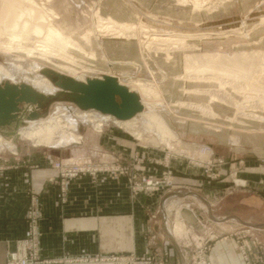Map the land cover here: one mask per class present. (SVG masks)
<instances>
[{
	"label": "rangeland",
	"instance_id": "374dc122",
	"mask_svg": "<svg viewBox=\"0 0 264 264\" xmlns=\"http://www.w3.org/2000/svg\"><path fill=\"white\" fill-rule=\"evenodd\" d=\"M13 2L16 0H0V14L4 12L7 5ZM37 2L44 7H49L51 15L57 16V19L55 18L57 24L86 50L84 53L77 49H70V52L81 62L80 64L88 68V72L85 73L86 80L90 77H104L108 73L117 79L126 80L125 82L135 78L143 82H153L155 86L159 83V87H153L151 94H154V97L151 96L148 99L143 106L144 111L134 116L138 128L136 126L134 129L120 127L121 125L114 118L103 120L101 128L94 127L92 122L90 124L78 119L80 139L69 138L54 147L36 146L32 143L33 141L23 136L22 129L30 120H28L29 114L37 111L43 114L40 117L47 118L53 115L59 106L72 105L83 108L76 102L66 99L64 96L68 93L63 88H61L60 95L49 97L51 101L44 107L24 103L21 105L16 121L0 126L2 141H0V157L25 158L37 153L49 157L50 164L56 172L62 199H65L69 183L84 176L90 177L95 185L111 180H125L131 198L137 199L142 194L151 197L158 192L163 197L168 193L167 198H170L171 208L174 209L172 219L169 220V229L175 241L183 237L177 234L181 228L185 229L183 221L179 218L180 208L175 203L176 200L181 199L178 197L181 195L179 193L181 190H192L201 194L206 189L213 190L211 197L209 195V201L211 206L215 207L225 202L227 197L235 192L244 189L231 179L230 164L237 161L242 162L246 158L244 157L246 154L241 157L236 153L239 151L237 149L242 146L240 134L248 135V137L257 133L264 135V99L263 102L258 97L245 99V95H252V93L264 95V89H254L259 86L264 87V59L259 55L264 51V0H37ZM13 11L16 10L13 9ZM125 23L129 24V32H124L127 29L121 27ZM150 28L152 30H149ZM6 30L7 27L0 26V34L4 37H8L4 34ZM145 35L154 39H150L149 49L142 47V41H146L143 38ZM85 36L90 39L87 38V40ZM4 37L2 40H6ZM158 37L170 39L156 41ZM2 50L0 49V63L8 65L9 56ZM54 52L59 54L58 51ZM58 54H55V57L59 58L57 60L66 62L60 59L62 55L58 56ZM187 55L193 56L188 62L185 61ZM209 60L226 63L227 68L233 73L240 65L245 66L251 80L240 77L234 82L232 72L233 75L229 78H218L208 73H204L200 79L195 75H188L187 70L196 64L200 68H208L206 64L211 63ZM41 62L46 63L49 69L55 71L56 68L52 63ZM154 80L157 81L154 82ZM15 81L16 84L23 83L20 77H17ZM219 81L224 82L223 88L219 87ZM209 93H213L217 100L211 104L213 109L204 107L210 103ZM231 98L232 101L237 100L242 103V108L236 109L234 105L229 106L226 100ZM149 110H154L161 115L176 132L178 139L170 141L159 130L157 123L146 120ZM115 129L125 134V138L128 136L134 140L135 149L129 154L125 153L127 146H121L124 148L122 152L98 147L99 137ZM203 147H208L210 151L204 153ZM64 149L72 151V155L63 157L60 153ZM235 153L239 157L231 158L237 156ZM247 153L253 157L251 152ZM179 158L192 163L195 169L199 170V176L203 178L204 183L200 181L194 182L196 183L194 185L189 184L185 176L173 167V159ZM84 160H90L97 167L119 165L124 170L113 172L97 170L94 174L89 172L69 178L62 176L55 168L56 162L74 161L78 163ZM258 161L264 167V155L259 156ZM227 163L228 174L227 168H223L225 164L227 166ZM0 166L4 165L0 164ZM169 171L172 178L168 183L164 179ZM150 179L158 182L155 188L147 186L146 183ZM255 190L249 189L254 193L257 192ZM182 192L187 194L186 191ZM196 198L199 200V196ZM150 210L145 227L147 248L142 254L122 251L65 255L59 259H44L40 255L39 223L42 213L38 196L36 193L31 194L26 211L27 235L18 241L15 251L9 252L2 264L12 263L10 262L11 253L21 251L24 242H29L26 264H68L66 262H75L81 258H87L88 263L86 264H113L110 260L114 256L135 259L134 262L123 264H171L172 249L160 242L155 226V222L162 216L163 209L161 205H158L153 209L150 207ZM199 222L201 228L207 226L205 219L201 218ZM174 226L177 238L174 235ZM255 226L244 225L229 234L235 239L238 251L246 264H250V256L255 247H259L264 262V244ZM176 243L179 246L182 245ZM210 248L211 244L207 240L193 249L187 264H201L204 261L210 264L207 257Z\"/></svg>",
	"mask_w": 264,
	"mask_h": 264
},
{
	"label": "crops",
	"instance_id": "0c3cea01",
	"mask_svg": "<svg viewBox=\"0 0 264 264\" xmlns=\"http://www.w3.org/2000/svg\"><path fill=\"white\" fill-rule=\"evenodd\" d=\"M125 137L116 129L110 130L99 137L98 147L122 152L124 148L121 146H127L126 152H123L129 154L135 149V144L134 140ZM240 137L242 146L236 153L241 157L246 154V158L230 164V177L244 189L215 207L209 201L213 190L206 189L202 194L181 190L178 196L181 199L175 203L181 211L179 218L190 231L187 237L186 233L181 238L176 237L177 241L169 229L174 209L171 208L170 198H167L168 193L163 197L158 192L151 197L142 194L137 199L131 198L125 180L95 185L90 177L84 176L69 183L65 199H62L49 157L39 153L25 158L0 157V164L4 165L0 169V264L9 252L15 251L18 241L27 235L26 211L34 193L38 196L42 213L39 223L40 255L44 259L122 251L142 254L147 248L145 227L150 207L153 209L161 205L162 216L155 226L160 242L172 249L171 264H187L191 251L207 240L211 244L207 254L210 264H246L235 239L229 234L244 225H256L264 244V167L258 161V157L264 155V135L257 133L248 137L240 134ZM231 150L234 151L233 148ZM247 152H251L254 158ZM60 154L68 157L72 151L64 149ZM172 164L189 184L204 183L199 170L186 159H173ZM223 168H227L228 174V163ZM249 189H256L257 192ZM201 218L207 221L205 228L199 225ZM250 264H264L259 247L251 253Z\"/></svg>",
	"mask_w": 264,
	"mask_h": 264
},
{
	"label": "bare ground",
	"instance_id": "6f19581e",
	"mask_svg": "<svg viewBox=\"0 0 264 264\" xmlns=\"http://www.w3.org/2000/svg\"><path fill=\"white\" fill-rule=\"evenodd\" d=\"M48 8L41 5V3H38L37 0H16V2H13L7 5L4 12L0 14L1 15L0 16V22H1L0 26H3V28L7 27V30L4 34L8 35V37L7 36L4 37L2 36L3 34H0V49H3L2 51H5L7 55L9 56V62L7 63L8 65H5V63L4 64L0 63V84L1 83L4 84L5 83L4 81H7V82L11 81L16 84V81H15L16 78L20 77L23 83L32 86L33 88H35L37 91H39L41 94L45 96L46 104L49 101H51V99H48L49 97H56L60 95V92L62 89L61 87L57 85L56 87L51 82V80L46 76L45 71L49 70V68L46 63H42L41 61H48L49 63H52L57 69V71L55 69L57 73L66 75L68 77L70 76L73 79L80 81V82L82 81L87 82L88 80V79L87 80L85 79V73L88 72V68L86 69L84 66H82L80 64L81 62H79L78 59L70 52L71 51L70 49H77L84 53H86V50L83 48V46L79 42H76L71 35H68L67 33H65V31L61 28V26H59L56 22L57 16H54L53 14L52 16ZM13 9H15L16 11H13ZM112 22H113V19H112ZM114 23H112V25H114ZM121 27L123 28L125 27L127 30H125L124 32H126L128 31L129 24L125 23ZM151 28L149 30H152ZM153 31H155V29ZM1 36L6 38V40L5 39L2 40ZM84 38H86V36ZM143 38L146 39V41H142V45H143L142 47H144V49H149L150 43H151L150 39L152 37L150 38V36L145 35L143 36ZM159 39H160L159 37L158 39L156 38V41ZM169 39L170 38L167 37V38H161L160 40L162 41V40H169ZM54 51H58L59 54L62 55V58L60 59H64L63 61H66V62L57 60L59 58L58 57L56 58L55 54H58V53H55ZM53 54L54 56H52ZM259 55L262 56L264 59V51L260 52ZM192 57L193 56L190 57L189 55H187L185 57V61L187 62L190 61ZM205 57L206 55L204 54V58ZM30 58L38 59L40 61H36V60L33 61ZM193 62H195V60ZM196 65L191 66V68L187 70V73L188 75H195L198 79L202 78L204 73L214 74L218 78H229L230 75L232 76L234 74L233 75L234 82L238 81V78L240 77H245V80H249L251 78L249 73H247L248 70L246 69V67L241 66V65L235 70V73H233L230 69L227 68L226 63L222 61L219 62L218 60H212L211 63L206 64L208 66V68L205 67L206 69L200 68L199 65L198 66ZM231 72L233 74H231ZM90 73L91 72H89V74ZM107 75L113 76L108 73ZM195 76H194V79H195ZM95 78L103 79L104 77H90V79H95ZM118 80L122 85L127 86L131 91L138 93L143 106H145L148 99L154 95V94H151L153 93V87L155 86L153 82L152 83L143 82L142 80L140 81L135 78H132L128 82H125L126 80L123 81L120 78H118ZM156 81L157 80H154V82ZM223 83H224L223 81H219V87L222 86L223 88L224 87ZM158 84L159 83H157L156 86H158ZM156 86L154 88H156ZM257 88H260L258 90L264 89V87H260V86L255 87L254 89L256 90ZM160 92L162 93V90H160ZM66 93H70V91L66 90ZM209 94L211 96L210 103H208V105L204 107L213 109L211 104L213 102H216L217 100H215L216 97H214L213 93H209ZM254 97H258V99H260V101L263 102L264 95H258L254 93H252V95H247V96L245 95V99L247 98L249 100ZM232 98L227 99V100L223 99V100H226L229 106L234 105L236 106V109H239V108L241 109L242 103H239V101L237 100L232 101L233 100ZM28 105H34V104L28 103ZM201 108H203V106ZM57 109L58 110L54 112L53 115L47 118L40 117L43 114L39 112H38V115L28 118V120L29 119L30 120L27 122V124L22 129L23 136L27 137L26 139L33 141L32 143L36 146H47V147H54L58 143L65 142L69 138L80 139L81 134L78 131L80 123L78 122V119L81 120V122L82 121H86L89 123L92 122V124L94 123L93 124L94 127L101 128L104 123L103 120L114 118V120L118 124L121 125L120 127L123 126L124 128L127 127V129L128 128L134 129V127L136 126V128H138L137 127L138 124L137 122H135V119H136L134 117L135 115L132 118L122 120V119H118L112 114L103 113L102 111L96 108L80 109L77 107H73L72 105L71 106L66 105L64 107L59 106V108ZM166 110H168V108H166ZM149 111H150L148 113L149 115L147 114L148 119L146 120L157 123L160 128L159 130L162 131L170 141L174 139H178L176 132L170 127L169 123L166 122L164 118L161 117V115H159L154 110H149ZM257 117L259 118V115ZM154 128H157V127H154ZM0 141H1V137H0ZM202 151L204 153H207L210 150L208 147H203ZM71 162H74V161H71ZM182 224L184 225L183 227L185 229L181 228V231L178 232L177 234H179L180 236L186 233L185 237H187V232L190 231V229H186L184 222H182ZM175 226H174V235H176L177 237V234L175 233ZM193 237H195V235Z\"/></svg>",
	"mask_w": 264,
	"mask_h": 264
},
{
	"label": "water",
	"instance_id": "95a60500",
	"mask_svg": "<svg viewBox=\"0 0 264 264\" xmlns=\"http://www.w3.org/2000/svg\"><path fill=\"white\" fill-rule=\"evenodd\" d=\"M45 74L55 85L70 91L64 97L82 108H96L122 120L132 118L143 110L138 93L122 85L116 77L106 75L103 79L80 82L52 69L46 70ZM24 103L44 107L46 99L43 94L25 83L0 84V126L16 121ZM35 115H38L37 111L31 112L28 117Z\"/></svg>",
	"mask_w": 264,
	"mask_h": 264
},
{
	"label": "built area",
	"instance_id": "2783aa9c",
	"mask_svg": "<svg viewBox=\"0 0 264 264\" xmlns=\"http://www.w3.org/2000/svg\"><path fill=\"white\" fill-rule=\"evenodd\" d=\"M55 168L58 170V173H61L62 176L65 177H75L78 175H82V174H86L91 172V174H94L97 170H109V171H123L124 169L121 168V166L119 165H110V166H106L105 168L102 166H94L92 164V162L90 160H84L81 162H66V163H61V162H56L55 163ZM0 169H2V166H0ZM171 172H167V175L164 179L167 180L166 182H170L171 180ZM157 181H153L152 179L147 181V186L148 187H154L155 185H157ZM29 244V242H24L22 244V250L19 252H13L11 253V260L10 264H26V254H27V245ZM201 256V255H200ZM14 258V260L12 259ZM112 259L110 260V263H115V264H123V263H130V262H134L135 259L133 257L131 258H125V256H120V257H111ZM87 258H81L76 260L75 262L69 261L66 262L68 264H86L88 263V260H86ZM92 259V258H91ZM90 260V259H89ZM91 261V260H90ZM201 264H207L205 263V261Z\"/></svg>",
	"mask_w": 264,
	"mask_h": 264
}]
</instances>
